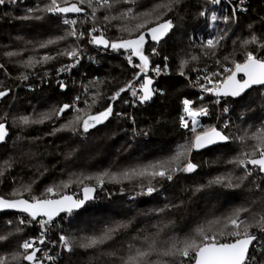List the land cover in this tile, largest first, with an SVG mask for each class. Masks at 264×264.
I'll use <instances>...</instances> for the list:
<instances>
[{
    "label": "trees",
    "instance_id": "16d2710c",
    "mask_svg": "<svg viewBox=\"0 0 264 264\" xmlns=\"http://www.w3.org/2000/svg\"><path fill=\"white\" fill-rule=\"evenodd\" d=\"M59 2L65 6L63 0ZM73 2L76 0H69V3ZM166 2L116 3L110 10L100 8L95 20L90 19L92 10L87 4L80 5L85 13L75 15L76 29L84 36L80 39L68 37L44 48L40 47L42 43L65 35L69 30L55 13L28 12L37 6L43 8L50 0H16L15 3L9 0L0 5V91L7 93L0 97V123L7 130V136L0 144V196L31 201L33 196L54 199L73 194L79 197L80 190L86 186L97 189L94 200L81 212L61 215L51 221L44 229V243L35 242L41 231L37 221L19 224L21 218L31 219L19 213L0 214V236L7 237L0 240V258H6L9 264H25L22 257L12 260L13 254L23 253L21 245L25 241L34 242V249H40L37 259L43 251L52 257L47 264H121L120 258L129 255V245L146 247V238L148 243L154 240L159 250L166 248L173 238L182 240L194 235V230L201 225L206 230L211 228L209 235L221 230L230 231V228L224 229V223L236 209H249L240 216L248 223H255L253 217L264 214V174L258 168L248 164L252 175L238 188L210 184L216 177L228 174L232 175L233 183H237L235 178L244 174L243 167L229 161L243 158L241 153L250 152L251 146L257 143L248 137L264 128V87L253 88L239 99L216 98L213 94L201 99L193 88L194 83L205 82L206 75L211 77V83L224 79L228 73L211 74L224 67L222 64L232 68L233 60L243 62L247 51L264 56V48L256 44L242 46L253 34L264 41V0H248L245 13L236 12V20L228 24L222 17H231L233 6L215 5L210 0H181L163 17L172 20L173 28L158 43L146 35L142 49L149 60L148 70L155 66L163 70L167 66V75L160 74L153 79L152 88L162 91H157L144 105L134 107L124 106L127 90L120 92L117 99H110L137 79L140 69L133 65L141 61L138 56H132L129 64L131 49H101L89 43L90 29L93 26L100 29L109 41L128 39V33L120 28L125 24L134 27L143 18L107 23L104 16L119 15L129 7L134 13H144L154 5ZM201 12L205 15L201 16ZM213 13L220 19L212 21ZM24 16L31 18L21 19ZM36 16L41 18H34ZM152 26L154 23L147 25ZM224 30L227 35L215 55H205L201 45L218 34L223 35ZM93 35H99V32ZM136 35L138 33L133 32L131 38ZM76 46L80 49L79 63L70 70L58 71L65 65L74 64L75 60L57 56V52ZM9 52L17 55L9 56ZM45 55L56 58L32 67L24 66L29 57L40 60ZM193 56L198 59L192 60ZM225 56L229 59L225 60ZM182 60L189 61L183 68L184 75L180 74ZM60 82L66 87L62 89ZM77 96L80 97L76 107L81 110L79 113L69 108L58 117L53 114L43 123H30L29 126L16 123L18 117L38 119L40 114L54 113L64 104H73ZM185 99L194 102L190 105L192 108L203 106L208 110L207 115L198 117L200 126L195 132L192 121L187 120L188 115L184 112ZM217 99L219 103H215ZM109 105L113 111L108 119L87 132L83 130L82 122L73 126L75 130L62 128L76 115L86 119L87 114H98ZM225 108L228 111L225 112ZM182 116L188 121L187 128L182 127ZM209 127L217 128L230 139L224 145L201 152L192 149L180 162V167L187 160L196 164L192 172L173 171L172 180L133 175L130 178L119 176L117 182L105 176L103 185L95 179L104 172L121 173L165 160L174 155L178 145L191 143L196 134ZM240 137L245 140L242 142ZM28 185L31 192H23L22 197L12 196L14 191H23ZM149 186L156 190L150 195L142 194ZM49 187L54 189L53 194L46 191ZM82 220L87 221V225L82 226ZM210 221L219 223L210 226ZM108 228L117 230L103 244L90 248L79 246L85 237L99 236ZM250 231L257 236L250 254L262 259L264 253L256 249L264 248V232L256 228ZM61 236L72 244L71 251L64 247ZM218 239L231 242L235 238L218 236ZM149 259L167 261V264H192L190 258L179 255L161 257L153 254Z\"/></svg>",
    "mask_w": 264,
    "mask_h": 264
},
{
    "label": "snow or ice",
    "instance_id": "6c2138e0",
    "mask_svg": "<svg viewBox=\"0 0 264 264\" xmlns=\"http://www.w3.org/2000/svg\"><path fill=\"white\" fill-rule=\"evenodd\" d=\"M9 2V0H0V5H4ZM10 2L15 3L16 0H10ZM127 3L130 5H135L137 0H76V2L69 3V0H63V4L65 6H61L59 0H50V3L45 5L43 8L37 6L35 9H28L29 13L33 12H48V13H81L84 11V8L80 7V5L87 4V6L92 10L90 19L95 20L96 12L100 8L112 9L116 3ZM181 0H167L166 3H159L153 6L152 9L148 10L144 13H134L133 8L129 7L124 9L119 13V15H105L104 20L107 23H111L112 20H127L129 18L135 20H141V22L137 23L134 27H128L126 24L120 28V31L128 33V39L120 38L117 41H109L105 38L104 32L100 29L93 26L90 29L88 35L90 36L89 43L95 44L97 46L103 45L105 48L111 47L113 50L119 49H131V54L128 56L129 63H132V56H138L141 63L133 65L136 68L140 69L141 73L145 74V80L140 85V89L143 94L139 96V100L141 103L146 102L152 98V96L157 91H162L159 89H153L149 86L153 83L152 79L147 77L146 73L148 70L149 60L146 55L143 54V46L146 43V35H150L153 41L157 43L159 40L165 36L172 28L173 22L172 20H164L163 17L167 14L168 11L173 10V6L179 4ZM212 4H220L221 0H210ZM230 2V0H229ZM94 3L96 6H94ZM244 4V0H238V4L233 8L232 16H223V22L228 24L230 21L236 20V12L237 10H245L240 6ZM164 9L165 11H161ZM201 16L205 15L204 12L200 13ZM30 16L21 17V19H29ZM36 19H40V16L34 17ZM220 19L215 13L212 14L211 20L216 21ZM63 23L65 25H69V30L65 33V35L56 37L55 39H49L46 43H42L40 47H48L49 45H55L62 40H66L68 37H75L76 39H80L84 36L83 32H78L75 25L77 24L76 19H64ZM154 23V26L147 27L148 24ZM251 27V25L249 26ZM145 29V31H141ZM99 32V35H93V33ZM137 32L138 35L135 38L132 37V33ZM227 35V30H224L223 35H216L213 38L208 39L204 42L201 47L205 49V55L212 54L215 55V50L218 46H220L221 41L225 39ZM248 44H256L259 48H264V41H261L259 37L253 34L250 39L244 40L242 46H246ZM153 53H155V49H153ZM9 56L17 55V53L9 52L7 53ZM79 55L80 49L78 46L71 47L70 49H65L63 51L57 52V56H68L75 60L74 64L65 65L60 68L58 71L63 72L70 70L75 64L79 63ZM56 57L51 55H45L40 60H37L35 57H29L27 61H24L25 67H32L34 64L47 62L49 60H53ZM198 57L193 56L192 60H197ZM225 60H228L229 57L225 56ZM189 63L188 60H182L180 63L181 75H184L183 68ZM217 63H221L217 60ZM233 67H224L223 72L228 73V75L220 80L213 88H204V91L211 92L215 94L217 97L224 96H232L239 97L246 90L252 88L254 85L264 86V57H259L254 54L252 51H247L245 53V57L243 62L232 61ZM165 69H161L159 66H156L152 69L157 75H160L162 71H166ZM242 73L243 77L241 79H237V75ZM221 73H212L211 76H220ZM27 79V76L23 77ZM136 78H139V73L136 74ZM205 79L212 82L210 76H205ZM95 83V82H93ZM60 87L63 89L66 87L63 82H60ZM127 89H130L133 96H137V90L133 87L132 83H129ZM125 88H121L120 91L116 92L110 99L115 100L119 97L120 92L127 90ZM7 93L0 91V97L5 96ZM203 99V97H201ZM80 97L77 96L75 101H79ZM75 101L73 104H64L59 109L54 110V113H43L40 114L38 119H32L28 116H22L19 118L20 123L23 125H28L30 123H43L45 120L51 119L52 115L55 114L57 117L64 113L69 108H75ZM95 100H93V103ZM219 99L215 101V103H219ZM194 103L193 101L185 99L183 101L184 104V112L191 118L192 120V131L195 132V125L197 124V117L201 115H207L208 110L206 107L192 108L190 105ZM91 107V106H89ZM78 113L81 111L80 109H75ZM112 107L109 105L104 111L99 112L98 114L92 115L87 114V118L84 119L81 115H76L73 120H70L67 124L63 125L62 128H75L73 127L76 124H80L82 122L83 130L87 132L90 128L95 127L97 124L103 123L108 117L112 114ZM224 111H228L227 108ZM182 127L187 128L188 121L182 116L181 117ZM227 127V124L224 125ZM62 129H56L55 131H60ZM7 136V130L3 123H0V142H3L5 137ZM230 137L225 135L222 131L217 130L215 127H209L203 130L201 133L196 134L194 141L191 143L181 144L177 146V149L171 157L157 161L154 163H150L145 166H138L136 168H131L124 170L121 173H112L108 172L101 173L95 177V179L99 182L100 185L104 183V177L108 176L110 181H117L118 177L122 176L124 178H130L133 175H137L140 177L150 176L155 178L157 176L166 178L168 180H172V172L173 171H185L192 172L196 169L197 165L192 163L191 160H187V163L180 167V162L182 159H186L187 156L190 155L192 149H200L204 148L208 145L217 143L218 141H228ZM242 142L245 140V137L239 138ZM248 139H252L257 141L256 144L251 146L250 152H242L241 157H237L236 159L229 161V163L237 164L240 167L245 169V172L242 176L236 177L235 179L238 181L237 183H233V177L231 174L227 176H218L214 180L210 181V184H224L226 187H240L241 184L249 176L252 175V170L247 168V165L250 164L254 168H258L260 172L264 173V128L258 130L253 133ZM258 153V156H257ZM175 165V167H173ZM151 170V171H150ZM2 175V173H0ZM93 177H86V179H92ZM225 181H227L225 183ZM67 187V185H64ZM95 189L84 187L83 191L85 193L84 199L82 200H74L72 196H63L58 200L52 199H42L37 197H31V202L29 199H5L3 196H0V210L3 209H16L20 212L27 213L28 216L31 217V220H25L21 218L19 220V224L31 223L32 220H37V217L46 216L47 220H38L37 222L43 228L45 225L49 224L53 217L58 215L60 212H68L71 213L73 209H78L82 207L86 200L91 199L92 197L89 193L93 192ZM156 189L149 186L147 188L146 193L150 195ZM48 193H52L54 189L49 187L46 190ZM23 192H31V186L28 185L23 188V191L16 190L12 193L13 197L23 195ZM163 211V210H161ZM247 208H239L233 211V213L226 218L224 223V229H231L230 231L221 230L219 233L213 232L209 235V231L211 228L206 230V228L201 225L198 226L194 230V235L186 237L182 240L173 238L169 245L163 249H157L156 242L153 240L148 243L146 238V247H135L134 245H129V255L126 257H121V264H167V261L157 260L151 261L149 257L153 254H157L161 257L168 256H176L179 255L184 258H190L192 264H264V258L259 259L256 255L250 254V247H254L253 242L257 240V236L253 234L250 229L256 228L262 232H264V214H261L258 218L253 217L255 223H248L245 220H241L240 216L243 212H248ZM219 223V221H210L209 225ZM121 227V226H117ZM117 228H108L105 229L104 232L99 236H90L85 237L84 241L79 244L80 247L90 248L95 247L97 245L103 244L106 240L111 238V234L115 232ZM17 231H20L17 228ZM219 237H234L235 239L231 242H221ZM41 237H43V232L41 233ZM5 236H0V240L6 239ZM61 240L64 242V247L67 248L68 251L72 250V244L69 240L61 236ZM40 243H44V240L41 238ZM21 248L24 250L23 253L13 254L12 260H17L22 257L23 260L29 261L30 264H35L37 261L36 253L40 251V249H34V242L25 241ZM29 249H34L29 252ZM257 251L264 253V248L256 249ZM45 255H47L45 253ZM52 259L51 257H48ZM0 264H9L6 258H0Z\"/></svg>",
    "mask_w": 264,
    "mask_h": 264
},
{
    "label": "built area",
    "instance_id": "2783aa9c",
    "mask_svg": "<svg viewBox=\"0 0 264 264\" xmlns=\"http://www.w3.org/2000/svg\"><path fill=\"white\" fill-rule=\"evenodd\" d=\"M248 3V0H244V4L242 5V6H240L242 9H245V10H237V12H239V13H245V11H246V8H245V6H246V4ZM220 4H225V5H231V6H233V7H236V5L238 4V0H230V2H229V0H221V3ZM215 5H219V4H215ZM84 13H85V11H84ZM83 13V14H84ZM82 14V15H83ZM55 15H56V17L59 19V21H60V23L62 24V25H64V26H67V27H70L69 25H65L64 23H63V20L64 19H76L77 20V16H69V15H58L57 13H55ZM75 27H76V25H75ZM90 38V37H89ZM100 48V47H99ZM96 49H98V48H96ZM102 49V48H101ZM98 50H100V49H98ZM102 52H103V50H102ZM148 72H150V69L149 70H147V73ZM217 72L218 73H221V75L222 74H225L224 72H223V67H220L219 69H217ZM195 75H196V77H198L199 76V74L198 73H194ZM152 75H156V73H153ZM200 77V76H199ZM198 77V78H199ZM220 80H218V81H216L215 83H209V81L208 80H206L205 82H196V83H194L195 85L193 86V88H194V90H195V92L199 95V97L201 98V97H203V96H205V95H211V94H213V93H211V92H206V91H204V88H213L218 82H219ZM262 93H264V90H263V92ZM66 216H70V215H66ZM57 219V218H56ZM56 219H54V220H56ZM40 220H47V219H40ZM54 220H52V221H54ZM52 222H50L49 224H47V225H45L43 228L41 227V225H40V227H41V231L39 232V237H40V239L42 238L43 240H44V229L46 228V227H48L50 224H51ZM43 232V237H41V233ZM45 253L46 252H43L42 254H41V256L37 259V261L35 262V264H47V263H50L51 261H52V259H49L48 257H50V255L48 254V253H46L47 255H45ZM52 258V257H51Z\"/></svg>",
    "mask_w": 264,
    "mask_h": 264
},
{
    "label": "water",
    "instance_id": "95a60500",
    "mask_svg": "<svg viewBox=\"0 0 264 264\" xmlns=\"http://www.w3.org/2000/svg\"><path fill=\"white\" fill-rule=\"evenodd\" d=\"M83 13H84V11L81 12V13H73V12H69V13H57V14H58V15H69V16H75V15H82ZM100 47L103 48V49H107V48H105L103 45H100ZM242 77H243V74H242V73H240V74L237 75V79H241ZM152 85H153V83H152L149 87L152 88ZM261 87H264V86L254 85L252 88L246 90L241 96H239V97L228 96V98H231V99H239L240 97L244 96L247 92H249L251 89H253V88H261ZM213 96L216 97V98H223V97H224V96L217 97L215 94H213ZM152 97H153V96H152ZM1 143H2V142H0V144H1ZM226 143H227V141H218L217 143H214V144L208 145V146H206V147H204V148L194 149V150H195L196 152H201V151H203V150H206V149H209V148H213V147H215V146H217V145H224V144H226ZM250 166L253 167L252 165H250ZM261 173H262V172H261ZM262 174H264V173H262ZM89 188H93V189H95L94 187H89ZM83 189H84V188H83ZM83 189H82V194H81V197H80V198H76L73 194H66V195H67V196H72L74 200H82V199H84V196H85V193H84ZM96 191H97V190L95 189L93 192L89 193V195H90L92 198L86 200L85 203H84V205H83L82 207H80V208H78V209H73V211H72L71 213H68V212H60L58 215L54 216L52 220H54V219L60 217L61 215H66V214H77V213L81 212V211L83 210V208H85L87 205H89V204L94 200L95 195H96ZM66 195H63V196H66ZM63 196H61V197H63ZM61 197H59V198H54V199H52V200H58V199H60ZM30 202H31V201H30ZM3 213H19V214H24V215H26L27 217H29V218L31 219V217L28 216L27 213L20 212V211H18V210H16V209H3V210H0V214H3ZM41 218H46V219H47L46 216H40V217H37V220H38V219H41ZM37 220H33V221H37ZM254 242H255V241H254ZM254 242H253V244H254ZM250 249H251V247H250ZM32 251H33V250H32ZM37 253H38V252H37ZM37 253H36V255H37ZM24 263H25V264H30V262H29V261H26V260H24Z\"/></svg>",
    "mask_w": 264,
    "mask_h": 264
},
{
    "label": "bare ground",
    "instance_id": "6f19581e",
    "mask_svg": "<svg viewBox=\"0 0 264 264\" xmlns=\"http://www.w3.org/2000/svg\"><path fill=\"white\" fill-rule=\"evenodd\" d=\"M239 13V12H238ZM262 56V55H261ZM262 57H264V56H262ZM156 67V66H155ZM155 67H153V68H155ZM153 68H151L150 69V72H148V73H146V75H147V77H151V79H152V81H155V80H153L154 78H156L158 75L156 74V75H152L153 73H155L154 71H152V69ZM168 70L166 69V71H162L161 72V75L163 74V75H167L168 74V72H167ZM139 72V78L138 79H136L135 81H133L132 82V85H133V87L137 90V93H138V95L137 96H133L132 95V92H131V90L130 89H127V93H126V98H125V101H124V106L126 107V106H132V107H134V106H136V105H144V102L143 103H141L140 102V100H139V96L140 95H142L143 94V92H142V90L140 89V85L144 82V80H145V74L144 73H141L140 72V70L138 71ZM223 78V77H222ZM262 94H264V93H262ZM77 102L78 101H75V108H73V109H76V107H77ZM74 103V102H73ZM87 187H91V186H87ZM84 188V187H83ZM82 188V189H83ZM95 188V187H94ZM82 189L80 190V196L79 197H76V198H80L81 197V194H82ZM96 189V188H95ZM97 190V189H96ZM59 198V197H58ZM44 219H46V218H44ZM38 220H40V219H38ZM37 220V221H38ZM36 241V243L37 244H40V237L38 236L37 237V239H35ZM44 252V251H43Z\"/></svg>",
    "mask_w": 264,
    "mask_h": 264
},
{
    "label": "rangeland",
    "instance_id": "374dc122",
    "mask_svg": "<svg viewBox=\"0 0 264 264\" xmlns=\"http://www.w3.org/2000/svg\"><path fill=\"white\" fill-rule=\"evenodd\" d=\"M95 4V3H94ZM130 64V63H129ZM131 65V64H130ZM222 66H224V67H227L226 65H224V64H222ZM223 67V68H224ZM75 110V109H74ZM199 117V116H198ZM196 118L197 119V124L195 125V128H198L199 126H200V123H199V118ZM19 118L20 117H18V118H16V123H18L19 125H23L22 123H20V121H19ZM187 120H191V118L188 116V119ZM192 121V120H191ZM27 126H29V124L27 125ZM75 126V125H74ZM25 153H28L27 151L25 152ZM54 193V191L52 192V194ZM121 213H124V210H121L120 211ZM83 222H82V226L85 224V225H87V221H85V220H82Z\"/></svg>",
    "mask_w": 264,
    "mask_h": 264
}]
</instances>
